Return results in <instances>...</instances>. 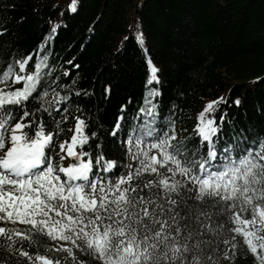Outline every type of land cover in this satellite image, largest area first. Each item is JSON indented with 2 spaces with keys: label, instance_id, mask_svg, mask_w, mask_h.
<instances>
[{
  "label": "snow or ice",
  "instance_id": "1",
  "mask_svg": "<svg viewBox=\"0 0 264 264\" xmlns=\"http://www.w3.org/2000/svg\"><path fill=\"white\" fill-rule=\"evenodd\" d=\"M65 11L77 13L78 0ZM59 26L26 54L6 42L0 63V264H264V135L237 130L223 96L180 135L176 107L160 106L165 69L142 30L143 94L93 130L79 102L91 91L49 71ZM70 110L74 130L57 145Z\"/></svg>",
  "mask_w": 264,
  "mask_h": 264
},
{
  "label": "trees",
  "instance_id": "2",
  "mask_svg": "<svg viewBox=\"0 0 264 264\" xmlns=\"http://www.w3.org/2000/svg\"><path fill=\"white\" fill-rule=\"evenodd\" d=\"M68 2L0 0V28L6 29L0 35V63L9 50L6 42L18 47L17 55L26 54L62 20L67 27L59 26L47 44L49 71L67 70L77 88L91 91L79 102L95 121L93 130L110 128L120 105L143 94L148 72L134 34L142 30L144 47L165 69L160 106L176 107L177 129H186L180 135L193 133L199 111L218 96L229 98L226 116L237 130L264 135V0H78L79 11L62 16ZM121 36L127 39L118 44ZM237 98L239 106L231 103ZM70 112L57 145L78 114ZM224 128L227 132L229 124Z\"/></svg>",
  "mask_w": 264,
  "mask_h": 264
},
{
  "label": "rangeland",
  "instance_id": "3",
  "mask_svg": "<svg viewBox=\"0 0 264 264\" xmlns=\"http://www.w3.org/2000/svg\"><path fill=\"white\" fill-rule=\"evenodd\" d=\"M139 31V30H136L134 31V34L136 35V32ZM126 36H121L119 37L118 39V44H121L123 42V39H125ZM74 124H75V121L73 120L69 125H68V128L69 129H72L74 130ZM72 135V131H69L62 139L59 140L58 143H60L61 141H64V140H70V137ZM71 162V158H68L66 159L63 163L66 165L67 163ZM257 227H259V225H257Z\"/></svg>",
  "mask_w": 264,
  "mask_h": 264
}]
</instances>
